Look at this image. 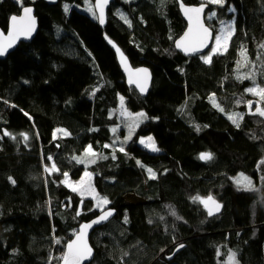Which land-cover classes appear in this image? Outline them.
<instances>
[{
	"label": "trees",
	"instance_id": "16d2710c",
	"mask_svg": "<svg viewBox=\"0 0 264 264\" xmlns=\"http://www.w3.org/2000/svg\"><path fill=\"white\" fill-rule=\"evenodd\" d=\"M81 3L0 0L4 30L24 5H34L39 19L36 37L0 60V133L27 132L31 146L0 136V264H49L53 251L63 254L80 225L100 213L93 199H83L63 181L64 173L82 176L85 164L74 157L82 159L89 146L106 157L89 170L97 191L117 210L92 234L91 264H223L218 249L234 252L241 264H264V185L254 192L231 182L241 173L256 184L264 176V117L245 113L237 127L208 100L215 95L230 111L237 96L246 112L253 81L243 79L236 88L232 68L237 71L242 60L243 40L250 48L264 45V0H225L220 11L212 9L208 24L233 20L236 31L210 63L203 55L177 51L184 25L177 0H115L105 28L95 16L70 10ZM104 33L133 65L152 70L147 96L127 85ZM247 57L249 64L239 70L262 71L255 79L264 86V66ZM120 96L147 118L126 150L113 153L111 127L118 118L111 110ZM60 127L70 135L56 137ZM141 135H152L161 153L138 145ZM201 153L212 159H200ZM138 161L156 176H148ZM52 162L58 170L47 173L44 167ZM129 194L142 200L127 202ZM209 195L223 202L220 215H208L193 200Z\"/></svg>",
	"mask_w": 264,
	"mask_h": 264
},
{
	"label": "snow or ice",
	"instance_id": "6c2138e0",
	"mask_svg": "<svg viewBox=\"0 0 264 264\" xmlns=\"http://www.w3.org/2000/svg\"><path fill=\"white\" fill-rule=\"evenodd\" d=\"M19 2L22 4L23 0H19ZM108 0H98V2L96 3L95 7L101 9L100 12V16L98 17L100 19V22L103 23L104 19H103V6L105 4H107ZM211 3L217 4V5H223L225 3V0H210ZM204 5H201L200 7H195V8H185V14L188 15V13H195V19L197 24H199L200 22V13L203 11ZM89 11H93V9H89ZM23 12L25 14L26 17H28V19L31 21V26L28 27L27 29H20L17 31H13V32H9L8 33V41L7 43H3L0 42V56L4 55L5 52L8 50V48H11L13 43H15L16 39H18L19 35H30L31 32L34 30V20H32L30 14L32 12V9L30 7H24L23 8ZM93 14L95 15V12L93 11ZM211 15H215V13H212ZM12 21L15 22L17 20V17L13 16ZM24 17H21V20H23ZM122 19L125 20L126 23H130L126 17L122 16ZM193 17L189 16V20H192ZM200 30H201V37L198 41L199 46H195L192 44H185L183 42H177V47L178 48H182L185 52H189V53H194V52H199L202 48L207 47L205 41L209 38L210 33H209V29L203 27L202 24H200ZM192 29H189V32H191ZM225 29H221V34L217 35L215 37V44L216 46L212 48L211 53L207 56H203L201 57L205 63H210L211 62V58H212V54H219L221 52V40L224 39V33ZM186 34V37L187 38ZM262 48H264V45H261ZM224 50H226V46H224ZM117 51H119V49H117ZM121 55H123L121 53ZM241 57L242 60L237 62V69L239 70L240 68L246 67L249 64L248 61V57L246 55L245 51L241 52ZM259 58V57H258ZM144 71L145 73L147 72V70H141ZM237 79L243 80V79H252L253 81L255 80V73L254 72H248V73H242L239 74L237 76ZM132 83H136L137 87H139L141 92L146 91V86L144 84L139 83L138 81H130ZM247 92L253 93L256 96L260 97L261 101H264V87H261L260 85H255L252 88L246 89ZM212 99V103L214 107L219 108V105L216 103L215 100V96L213 95V97H211ZM121 102L123 103V98H121ZM252 101H248V106L249 109H251L252 107ZM221 111H223V109H220ZM256 113H258L260 116L264 117V109H261L259 107L256 108ZM137 117L143 119L146 118V115L144 113H137L136 114ZM237 118H233V117H229L230 119L233 120V123L239 127V119L243 118V114H236ZM139 124V121H135L133 124L129 125V136L126 139H131V135H132V129L134 127H137ZM67 134V133H65ZM25 140L28 139L26 134H21ZM147 140L150 143H147V147H149L152 151H159V149L156 147L155 142L152 140L151 137H148ZM142 144L145 143L144 139H141L140 141ZM107 147V145L105 146ZM120 151H124V148L121 147L119 149ZM97 153H95L94 151H92L91 146H89L88 149H86V153L85 156L88 158V163H95V159L97 158ZM102 159H105L106 157H99ZM113 158H115L113 156ZM48 159H51L50 157ZM74 159L76 160L77 163H84V159L78 158V157H74ZM200 159L202 160H211L212 159V154L210 153H201L200 154ZM139 163V161L137 162ZM48 171H57L58 169H56V165L53 162L51 165L50 169H47ZM149 175L150 177L154 178L155 177V173L152 172L151 169H148ZM64 175L67 177V173H64ZM85 176H90L91 174L88 173L87 171L84 174ZM14 183V181H13ZM238 187L244 189V190H249L251 188V180L244 177L242 180H237L236 181ZM73 191H79L81 195L84 194H91L90 192V185H86L85 182L82 180L81 182H79V186L78 187H73L72 189ZM193 200L195 201H199L200 203H202L205 208L208 209V215H213L214 212H218L220 210V205L218 203H216L215 199L209 195L206 198H202V197H193ZM109 201L104 198L102 200H100L97 204V207H101V205H106L108 204ZM211 205V206H210ZM174 214V213H173ZM112 215V211L111 210H107L104 211L103 214L95 221H93L92 223H99L101 221L107 220L109 216ZM91 227V224H85L83 226V229H87ZM83 234V233H82ZM82 238L78 237V240ZM76 242H72L70 244H68V252L62 257V259L64 260L65 264H81V261L85 258H87L88 256L91 255V249L87 246V244H84L82 248H77L75 251H73V244H75ZM181 247H183L181 245ZM235 253H231L229 260L227 262V264H235Z\"/></svg>",
	"mask_w": 264,
	"mask_h": 264
},
{
	"label": "water",
	"instance_id": "95a60500",
	"mask_svg": "<svg viewBox=\"0 0 264 264\" xmlns=\"http://www.w3.org/2000/svg\"><path fill=\"white\" fill-rule=\"evenodd\" d=\"M47 1L51 4H55L57 2V0H47ZM114 1L115 0H108L107 4H105L103 6L104 22L101 23L100 19L98 18L99 24L102 28H105V26L107 24L108 9L111 7V5ZM97 2H98V0H94V7H95ZM177 2L180 6V10L183 13V15L187 18H189V16H192L193 17L192 20H194V21H196V19H195L196 14L195 13H188V15H186L185 14V8H195V7H200L201 5H204L203 11L199 14L200 15L199 24H197V22H196V26L191 27V29H192L191 32H189V29H190L189 28L176 39L175 47H176L177 51H179L180 53H182L186 57H196V56H202V55L206 54L213 47V43H214V40L212 37L213 33H212L211 28L207 24L206 19H205V11H206L208 5L207 4H200V5H196V6H194V5L188 6V5H185L182 0H177ZM24 7H30L32 9L30 16H31L32 20H34V30L31 32L30 35H27V36L26 35H19L18 39H16V41H15V43H13L12 47L8 48V50L5 52V54L0 56V60L6 59L9 54L14 52L20 46L21 43L31 42L36 37V35L38 33L39 19L36 15V8L32 4H28V5L22 6L21 12L19 14L11 15L10 20H9V28L7 31H5L4 29H2L0 27V42L7 43L9 32L17 31L20 29H27L28 27L31 26V21L28 19V17L25 16V14L23 12ZM95 11H96L97 16L99 17L101 9L95 7ZM13 16L17 17V20L15 22H13L11 19ZM21 17H24V19L21 20ZM200 24H202L203 27L209 29L210 36L205 41L207 47H204L199 52H194V53L185 52L182 48H178L177 42H183L185 44H192L195 46H199L198 41L202 35L201 30H200ZM186 34H188L187 38H185ZM104 40L115 52L119 66H120V68H121V70L125 76V80H126L127 85L129 87H133L142 97L147 96L151 90V87L153 84V79H154L152 70L148 66H143V65L138 66L136 68H133L132 62H131L130 58L128 57V55L124 52V50L112 38H110L107 34H104ZM117 49H119V51H117ZM121 53L123 55H121ZM141 70H147V72L145 73L144 71H141ZM130 81H138L139 83L144 84L146 86V91L141 92L139 87H137V84L132 83ZM214 199H215L216 203H218L220 205V210L218 212H214L213 215H220L223 211L224 205L218 199H216V198H214ZM107 210L112 211V215L109 216L107 220L101 221L99 223H92L93 221L97 220L103 214L104 211H107ZM107 210L101 211L97 216H95L94 218H92L89 221L83 222L80 225L78 231L75 233V235L72 237V239L69 240L68 243L66 244L64 255L68 252V247H67L68 244L75 241L76 243L73 244V251H75L77 248H82L84 244H87V246L91 249V255L88 256L87 258L83 259L81 261V264H90L93 261V259L95 257V248L93 247V245L91 243L92 234L94 233V231L96 229H98V228L104 226L105 224H107L108 222H110V220H112L117 213L116 208L111 207ZM85 224H91V227H89L87 229H83V226ZM81 235H82V238L78 240V237H81ZM181 245H179L175 249V253L185 246L183 244L182 245L183 247H181ZM60 264H65L63 259H61Z\"/></svg>",
	"mask_w": 264,
	"mask_h": 264
},
{
	"label": "rangeland",
	"instance_id": "374dc122",
	"mask_svg": "<svg viewBox=\"0 0 264 264\" xmlns=\"http://www.w3.org/2000/svg\"><path fill=\"white\" fill-rule=\"evenodd\" d=\"M121 1H137V0H121ZM205 1H209L210 2V0H205ZM81 5V9L84 11V12H86V13H88V14H90V15H93V16H95V17H97V14H96V11H95V7H94V0H82V3L80 4ZM118 7V6H117ZM93 9V11L95 12V15L93 14V11H89V9ZM119 11V10H118ZM124 11H119V16H121V14H123V16H124V13H123ZM213 13V12H212ZM212 13H210L209 15V18H211V17H213V15H211ZM217 26V25H216ZM218 28V32H219V35L221 34V29L223 28V29H225V31H224V33H223V35H224V39H222L221 40V51L222 50H224V46H226V48H228L229 47V45H230V43H231V41H232V38H233V34H234V31H235V23H234V21L233 20H231V21H224L223 23L221 22L220 23V25L217 27ZM216 46V44H215V41H214V44H213V47H215ZM212 47V48H213ZM212 48L210 49V51L209 52H207L206 54H204L203 56H207V55H209L210 53H211V50H212ZM242 73H248V72H246V71H242V70H237V74L239 75V74H242ZM263 72L262 71H258L257 70V72H255V74H262ZM237 76V75H236ZM244 80H248V79H244ZM249 80H251V81H253L252 79H249ZM260 85L261 87H264V86H262L261 84H259L258 83V81L255 79L254 81H253V83H251V85L250 86H248V88L247 89H249V88H252V87H254L255 85ZM247 94L248 95H250V99L249 100H247V101H244V103H245V105L247 104L248 105V101H252L253 103H252V107H251V109H249V106L247 107V112L248 113H251V114H258V113H256V108L257 107H259V108H261V109H264V101H261L260 100V97H258V96H256L255 94H253V93H250V92H247ZM121 97V96H120ZM122 98V97H121ZM121 98H120V102H119V105H118V107L116 108V109H112L111 110V116H117V118H118V123L116 124V125H114V126H112L111 127V130H112V132H113V134H114V140H115V143H114V145L113 146H111L113 149H110V152H118L119 151V149L121 148V147H123L124 148V151L126 150V146H127V144H129L130 142H131V140L133 139V137H134V135H135V131H136V129L139 127V125L147 118V116H146V118H143V119H141V118H139V117H137L136 116V114L137 113H144L145 114V112L144 111H139V112H133V111H131L128 107H127V105H125V103H124V99H123V103L121 102ZM215 100H216V103L219 105V108H217L218 110H220L221 108L223 109V112H225V113H227V116H228V112L220 105V103L218 102V100L215 98ZM241 100V99H240ZM221 111V110H220ZM232 112V111H231ZM231 112H230V114H231ZM230 114H229V116H230ZM242 114H243V116H244V113L242 112ZM146 115V114H145ZM233 118H237L236 116H233ZM242 119H239V122L241 121ZM135 121H139V124H138V126L137 127H134L133 129H132V135H131V139H126L128 136H129V125L130 124H133ZM9 131L7 132V135L9 136V138L11 139V140H13V141H20V143L21 144H26L29 140H30V135L27 133V132H10L9 134ZM65 133H67V134H65ZM21 134H26L27 135V137H28V139L27 140H25L24 139V137L21 135ZM55 135H56V137H62V136H65V135H70V132L68 131V130H66L65 128H62V127H60V128H58V129H56V131H55ZM148 137H151L152 138V140L155 142V140H154V137L152 136V135H149V136H143V137H141L140 138V140L138 141L139 142V144L141 145V146H143V147H146L149 151H151V152H153V153H158L159 151H152L149 147H147L146 145H147V143H150L148 140H147V138ZM141 139H144L145 140V143L144 144H142L140 141H141ZM127 143V144H126ZM155 145H156V147L158 148V145H157V143L155 142ZM159 149V148H158ZM92 151H94L93 149H92ZM95 153H97L96 151H94ZM98 155H97V158L95 159V162L96 161H98L99 160V157H105L104 156V154H100V153H97ZM82 159H84V163L83 164H85L84 166L86 167V170L83 172V174H82V176L80 177V178H78V179H72L71 177H70V174H68L67 175V177L65 176L64 177V183L72 190L73 189V187H78L79 186V182H81L82 180L85 182V184L86 185H90V192H91V194L89 195V194H84V195H81L80 194V192L79 191H74V192H76L77 194H79L83 199H85V198H91V199H93L94 200V208L96 209V210H99L100 212L101 211H103L104 209H106V208H108L109 207V205L111 204V201L108 199V198H106V197H104V196H102V195H100V193L97 191V189H96V187H95V185H94V175H93V173L89 170V166L91 165V164H93V163H88V158L84 155L83 157H82ZM53 163V162H52ZM140 167L146 172V174L148 175V176H150L149 175V172H148V169H151V168H149V167H146V166H144V165H140ZM51 168V165L50 166H45L44 167V169H45V171L47 172V173H53V172H55V171H48L47 169H50ZM56 169H58V167L56 166ZM152 170V172H154L155 173V171L153 170V169H151ZM88 172V173H90L91 175L90 176H85L84 174H85V172ZM155 176H156V173H155ZM244 177H246V178H248V179H250L249 178V176L248 175H246V174H241V175H239V178H238V180H242ZM251 188H252V186L255 184V182L251 179ZM253 189V191H255L256 189L255 188H252ZM104 198H106L108 201H109V203L108 204H106V205H101V207H97V204H98V202L100 201V200H102V199H104ZM142 199L141 198H139L138 196H136L135 194H132V195H127L126 196V201L127 202H139V201H141ZM55 242H57V241H55ZM59 248H58V246H57V248H56V251L58 250ZM231 253H234V252H232V251H229L228 252V254L227 255H224V257H225V260H223V264H227V262H228V260H229V257H230V255H231ZM64 254V253H63ZM63 254H56V253H54V251H53V253H52V257H51V261H50V263L49 264H59L60 263V261H61V259H62V257H63ZM222 258V257H221ZM58 259H59V261H58ZM235 264H240V262L238 261V259H237V256H236V254H235ZM221 261V260H220Z\"/></svg>",
	"mask_w": 264,
	"mask_h": 264
},
{
	"label": "bare ground",
	"instance_id": "6f19581e",
	"mask_svg": "<svg viewBox=\"0 0 264 264\" xmlns=\"http://www.w3.org/2000/svg\"><path fill=\"white\" fill-rule=\"evenodd\" d=\"M183 1V3L185 4V5H188V6H192V5H194V6H196V5H200V4H207L208 5V7H207V9H206V11H205V19H206V22H207V19L209 18V14L210 13H212L214 10H212V9H214L215 8V10L216 11H220V6H218L217 4H214V3H211V2H209V1H205V0H203V1H201L200 3H196V4H190V3H187V2H185L184 0H182ZM215 5V6H214ZM214 6V7H213ZM71 8H70V10L71 9H78V10H80V11H82V12H84L82 9H81V5L80 4H75L74 6L71 4V6H70ZM178 10H179V14H180V17H181V19H182V21L184 22V25H183V32L180 34V35H182L187 29H189V28H191V27H193V26H196V21H194V20H189V18H187V17H185L184 15H183V13L181 12V10H180V6H179V4H178ZM207 24H208V22H207ZM209 26H210V28H211V31H212V33H213V40L215 41V37L217 36V35H219V32H218V26H216V25H210V24H208ZM1 27V26H0ZM2 28V27H1ZM8 28H9V23H8V27H7V30H8ZM3 29V28H2ZM7 30H5V31H7ZM235 31H236V29H235ZM235 31H234V34H233V36L235 35ZM116 42V41H115ZM117 43V42H116ZM242 43H243V45L245 44L246 45V47L244 48V50L243 51H245L246 52V54L247 55H249L250 56V60L251 61H255L254 62V65L255 66H257V67H259V66H264V48H262L261 47V45L260 46H255V47H253V48H250V47H248V44H247V40H243L242 41ZM118 44V43H117ZM214 44V43H213ZM125 52V51H124ZM126 53V52H125ZM212 56H213V54H212ZM259 57V58H258ZM133 65V64H132ZM235 66V65H234ZM136 67H138V66H135V65H133V68H136ZM232 70H233V79H232V81H233V84H235L236 85V88L239 86V84H240V81H242V80H240V79H237V76H238V74H237V71L234 69V68H232ZM237 75V76H236ZM215 96V95H214ZM211 97H213V95L212 96H209L208 97V100L210 101V103L213 105V103H212V99H211ZM215 98L217 99V97L215 96ZM218 100V99H217ZM233 101H234V107H233V110H230V111H227L228 112V116H227V113H225V112H223V111H220V112H222L225 116H227L228 118L231 116V117H233V116H236V114H242V112L245 114V113H248L247 112V110H246V112H244V111H242V107H241V104H242V101L241 100H239L238 99V97L237 96H234L233 97ZM218 102H219V100H218ZM220 103V102H219ZM221 105V104H220ZM222 106V105H221ZM223 107V106H222ZM224 108V107H223ZM225 109V108H224ZM226 110V109H225ZM232 111V112H231ZM230 112H231V114H230ZM229 114H230V116H229ZM229 120L233 123V120L232 119H230L229 118ZM241 123V121L239 122V124ZM234 124V123H233ZM235 125V124H234ZM138 129L139 128H137L136 129V131H135V135H134V137H133V139L131 140V142L132 141H134L135 140V138H136V136H137V132H138ZM9 131V133L10 132H13V131H11V130H7V129H5V131L2 133V134H7V132ZM8 133V134H9ZM1 133H0V136L2 135ZM8 136V135H7ZM143 136H149V135H141V136H138L137 137V139H136V143L138 144V145H140L139 144V140H140V138L141 137H143ZM9 137V136H8ZM155 140V139H154ZM11 141H13V140H11ZM21 144V143H20ZM107 145V147H109V146H111V143L110 142H107V143H105L104 144V146H106ZM25 146H26V148L29 150V148L31 147L30 146V144H25ZM141 146V145H140ZM143 147V146H142ZM143 148H145V149H147L146 147H143ZM158 148H159V146H158ZM148 150V149H147ZM149 151V150H148ZM151 152V151H150ZM151 153H153V152H151ZM159 153H161V149L159 148V152L158 153H154V154H159ZM137 165L140 167V165H141V163L139 162V163H137ZM50 173V172H49ZM241 174H243V173H241ZM241 174H239V175H241ZM239 175L238 176H236L234 179H232V184H233V186H237L238 187V185H237V183H236V181L238 180V178H239ZM249 178H250V180L252 179L254 182H255V184L252 186V188H255L257 185H259V187H261L262 185H264V176L263 175H261L260 174V176H259V178H258V180H257V184H256V179H254L253 177H251V176H249ZM212 197H214V196H212ZM214 198H216V197H214ZM216 199H218V198H216ZM219 200V199H218ZM220 201V200H219ZM221 202V201H220ZM221 203H223V202H221ZM111 205V204H110ZM109 205V207L108 208H106V209H104V210H107V209H109V208H111V206ZM103 210V211H104ZM66 247V246H65ZM64 253H65V251H64ZM225 255V250L224 249H218V260L219 259H222L221 257H223ZM92 263V262H91ZM90 263V264H91ZM60 264V263H59Z\"/></svg>",
	"mask_w": 264,
	"mask_h": 264
},
{
	"label": "flooded vegetation",
	"instance_id": "af4514ba",
	"mask_svg": "<svg viewBox=\"0 0 264 264\" xmlns=\"http://www.w3.org/2000/svg\"><path fill=\"white\" fill-rule=\"evenodd\" d=\"M113 3H114V2H113ZM113 3H112V4H113ZM111 6H112V5H111ZM108 10H109V9H108ZM95 20L98 21V16L96 17ZM98 23H99V21H98ZM99 25H100V24H99ZM104 34H106V33H104ZM254 192H258L257 189H256ZM240 264H241V263H240Z\"/></svg>",
	"mask_w": 264,
	"mask_h": 264
}]
</instances>
